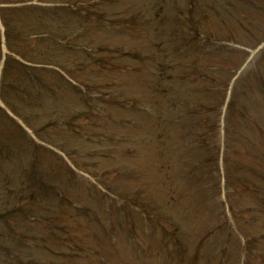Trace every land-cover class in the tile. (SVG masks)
<instances>
[{
  "label": "rangeland",
  "instance_id": "obj_1",
  "mask_svg": "<svg viewBox=\"0 0 264 264\" xmlns=\"http://www.w3.org/2000/svg\"><path fill=\"white\" fill-rule=\"evenodd\" d=\"M2 1L7 0H0V63L7 65L4 69L10 66L6 62L7 55L17 56L15 51L19 47L23 54L35 56L36 50H29V42L35 43L36 39L42 42L43 38L48 39V44L43 46L45 53L61 67L72 65L75 57L84 60L85 55L95 61L102 59L103 63L102 67L96 64L90 71L85 64H73L82 79L86 91L83 94L76 93L70 85L67 87L71 90L57 92L60 83L51 85L48 80L51 73L58 78L57 73H53L58 70L49 65L37 66L52 71L43 72L48 84L42 87L41 94L35 97L32 93L29 97L31 102L36 100V105L25 108L30 110L29 125L39 130V137L46 141L35 139L21 126L26 133L23 137L20 125L0 126V139L16 147L11 156L1 158L0 206L11 200L7 194L9 185H21L20 181L25 179L21 178L23 172L29 174L32 169L41 171L56 188L55 192L48 190V195L52 192L54 195L44 196L38 203L37 220L42 223L28 236L31 243L26 246V264H246L247 260L259 262L262 255L264 258V237L260 235L264 229V210L257 211L250 206L257 199L251 191L261 190L260 200L264 196V90L252 87L250 91L254 101L250 113L260 133L249 129L244 116L248 109L244 105L242 117L230 113L239 129L231 132L249 135L255 141L249 146L238 137L231 145L235 144L237 150L242 146L250 147V160L254 156L256 164L262 168L261 174L249 176L243 171L239 174L228 167L223 160L229 152L226 154L221 147L218 148L220 160L208 164L204 157L213 151L208 148L204 151L201 145L195 144L196 121L187 115V105L200 100L207 105L210 98L195 88L193 79L179 77L181 72L201 71L197 65L202 64L204 55L197 45L202 42L189 32L192 26L186 25L185 18L180 21V8L185 6L186 0H45L56 3L44 6L39 3L42 0H33V4L15 12H1ZM229 1L224 5L226 8L230 4V7L238 5L246 15L251 14L247 0ZM197 2L203 8L195 11L196 15L206 21L201 13L209 14L212 26L220 27V15L226 16L227 10H212L214 3L210 0ZM5 5L9 7L8 2ZM257 5L263 8L264 0H257ZM54 6L59 9L57 12L52 9ZM72 11H75L73 15ZM5 14L11 24L9 31L1 25ZM256 14L261 22L260 30L256 28L258 32L252 37L255 43L264 37V13L255 11ZM233 22L238 29L236 35L247 37L249 31L245 23ZM79 29L83 32H78ZM18 35L23 36L20 41L16 39ZM2 39L6 42L4 46ZM83 42L85 48L76 46ZM218 45L213 53L233 60L231 68L242 62L243 54L233 49L227 40ZM127 51H132L133 55L126 54ZM167 60L170 67L164 71L158 63L166 67ZM260 60L250 68L264 71V60ZM106 63L109 65L104 66ZM231 68L223 67L220 72L227 86L235 73ZM251 80L249 74H245L238 88L242 84L248 86L246 81ZM200 81L201 84L207 82ZM110 85L118 91V99L108 94ZM3 87L0 83V96L7 93ZM224 95L218 108L220 113L229 101L226 92ZM246 97L239 95L240 103H244ZM84 101L91 106L90 113L97 115L93 133L99 141L87 140L92 131L85 118L80 117L83 133L68 136V130L62 128L69 114L89 115V111L84 110ZM98 103L103 105L99 110ZM148 104L149 113L142 107ZM55 116L59 120V133L50 128L40 130ZM217 119L219 130L215 139L218 146H222L228 139L224 136L221 117ZM206 135H214L213 130L208 129ZM72 136L75 139L70 140ZM28 138L35 140L36 149L26 146ZM51 140L62 148L49 145ZM69 145L81 149L82 157L74 156L73 147ZM72 160L79 166L75 163L70 166ZM162 161L173 171L171 177L160 170ZM200 161L207 165L202 166L205 169L202 177L205 171L208 174L201 183L189 175L190 170L188 173L185 170ZM80 163L87 167L82 168ZM97 172L103 175L96 177ZM125 173L129 177H125ZM122 174L125 178H117ZM228 178L236 183V190L228 191ZM249 182L255 186L251 190L245 188ZM239 187H242L240 191ZM145 199L151 202L160 218L152 213L156 218L151 219L146 210L138 212L137 207L144 205ZM261 202L264 203V199ZM163 214L173 221L162 219ZM162 220L166 221L169 232L162 229ZM66 239H70V243L62 241Z\"/></svg>",
  "mask_w": 264,
  "mask_h": 264
},
{
  "label": "trees",
  "instance_id": "obj_2",
  "mask_svg": "<svg viewBox=\"0 0 264 264\" xmlns=\"http://www.w3.org/2000/svg\"><path fill=\"white\" fill-rule=\"evenodd\" d=\"M7 1L14 2L15 0H7ZM2 2H5V1H2ZM189 2L190 3L188 5V9L186 10L187 13H184V17L187 22L186 25L192 26L191 28H189V31L196 32V34L199 36L197 38L201 42H203V45L210 44L212 46L214 45L219 46L218 45L219 35H214L210 31H206L202 29L203 24H204L203 22H206L204 25L207 29L209 27H212V24H211L212 21H210L207 14L204 15L203 13H201L203 17L207 18L206 21H204L202 18L194 20L189 17L188 13L191 12V9L194 8V5H195V2L193 0H189ZM249 3L251 4L253 3V1L249 0ZM24 6H30V5H24ZM24 6L20 7L19 5H15V6L11 5L9 6L10 7L9 8L7 5H5L3 8H1V12H5V10L15 12V10L17 11L18 8H23ZM198 8H199L198 11H202L200 7ZM52 9H54L55 12L59 10L57 9L56 6H54V8ZM253 9H255L256 11H261L262 8L261 9L258 8L257 1H256L253 4ZM236 10L237 11L235 13V17L239 19L240 21L245 22L246 27L249 29V33L247 37L243 39H239L234 34L235 33L234 31L231 32V30H229L230 29L229 22L227 21L223 22L220 30L225 31L227 35H229L228 37L230 39L240 40L241 42H244L248 45H253L255 42H254V39L252 40V37L256 32H258L256 28H259L257 24V20L253 16L251 19L250 14L248 16L246 15L244 11H240V9H236ZM74 12L72 11V15L74 14ZM7 15L8 14H5V16L1 17L5 25V31H9L10 26H11L9 21H7ZM8 35L10 37H13L11 34H8ZM29 36L32 37L33 35L29 34ZM20 38H23V36L18 35V37H16V39L18 40ZM43 39L44 40H42V42L39 39H36L35 43L33 41L29 42V45H30L29 50L30 51L32 49L36 50L35 56H30L28 53L23 54V51L21 50L20 47L17 48V50L15 51V53L20 54L23 59L29 60L33 62L34 64H28L16 57L7 55L6 62H9L10 66L7 69H4V67L6 68L7 66L6 64L4 65V67L2 68V74L0 78V81H1L0 83L4 84V87L2 89L7 90V93L2 94L1 96L2 99L6 101L9 107H11L14 111H16L24 119H27L28 122H29L28 112L30 110H27L25 107L30 108L36 105V100L31 102V99L29 98L32 96V93H34L33 95L37 97L39 94H41L40 92L43 89L42 87L44 85H47L48 83H50L51 85L60 83L59 84L60 86L56 90L57 92L58 91L65 92L66 89L71 90L73 88L76 91V93L78 92H80L81 94L86 93V91L83 90V86L81 82L82 79L78 77L79 71H77V74H76L77 68L73 64H76L77 62L80 65L85 64L86 65L85 67L88 68L89 71L93 69L94 67L93 64L90 63L91 59L88 57V55H85L86 59L84 60H81L80 58L75 57L73 64L71 65L70 63H68L66 67L64 66L61 67L60 64L58 63L54 64V60L50 58L51 55L48 56V53L46 54L45 49L43 48L44 44H48V39H45V38ZM61 42L63 41L61 40ZM40 43L41 45H39ZM79 45L80 44H77L76 46H79ZM80 47H84V46L80 45ZM213 51H209V52L207 51L204 53L201 59L202 61L201 71L192 69L191 70L192 73L181 72L179 76L181 79H186L187 76L193 78V81L196 82L197 90H199V92H204L206 94V97L208 96L207 99L210 98V103H208L207 105L202 100L193 103V105L191 104L187 105L188 106L187 115L192 116L194 120L196 121L193 127L196 130L195 140L197 141V143L195 144L201 145V149L202 150L205 149L204 151H208V149H211L213 151V153L211 152L207 153L206 157H204L205 161L208 164L210 162L216 164L217 160H220L218 148L221 147V148H224V151L226 152V154H228L229 152V155L228 156L226 155L225 159L223 160V162L228 163L227 164L228 167L234 168L235 171H237L239 174H241V171H243L247 173L249 176L250 175L258 176L261 174L262 168L256 164V161L254 160V156H252L253 157L252 161L250 160V157H249L250 147L242 146L243 147L242 149L237 150V147H235V144L231 145L230 143L231 141L238 140L236 139L238 137L242 138L245 141V143L249 146H253V144L255 143V141L251 137H249V135L239 136L235 132H231L232 130L238 131L239 129L236 128L237 122H232L230 113L234 112V113H237L240 117H242L241 115L245 114L244 110L245 108H247L248 109L247 115H244V116L247 118L246 121L248 122L249 129L251 130V132H257V133L261 132L259 127L255 125V121H256L255 117H253L252 113H250L252 112V108H253L252 104L254 103L253 98H251L252 96H251L250 91L252 87H258L259 89L264 90V71L263 69L259 70L258 68L252 76L253 79L251 81H246V82H249L248 86L243 87L244 85L242 84V86L238 88L239 83L243 81L242 77H239L236 84H234L232 88L233 90L231 93V97H230V100L227 106V112L224 117L225 122L223 125V128L225 129L224 136H226L228 140L224 141L222 146H218L219 143L215 139L217 130H219L218 129L219 126L216 124L218 120L217 117L220 115V111H218L219 110L218 108H220L224 100L223 99L225 96L224 94L227 91L226 89L227 85L220 78L221 77L220 72L223 71L222 69L223 67L224 68L227 67L230 70L233 60L229 59L225 55L224 56L215 55ZM98 60H99V63H97V65L98 66L103 65V63H101L102 59H98ZM166 62H167L166 67H163L160 63H158V65L162 67L164 71H166L168 67H170V65H168L169 60H167ZM37 63H40V65H37ZM47 64L56 65V66L59 65L60 69L57 68L56 70L58 71L53 72V73H57L58 78H56L55 75L51 73L49 74V80H48V83L46 84L47 78L45 77L46 75L43 72H51L52 70L40 68L37 66H47ZM106 65H109V64L107 63L104 64V66ZM197 66H200V64H198ZM237 66L238 64H236L235 67L231 68L232 72L235 71V68ZM199 78L200 80L205 79L207 80V82L204 84H201V81L199 80ZM207 83L208 85H206ZM223 84H225V88H223L224 86ZM68 85H70L72 88H68L67 87ZM107 85H109V83ZM33 86L36 87L37 89H34ZM109 90L110 91L114 90L112 85H110ZM242 94L247 95L246 97L247 99L244 103L243 102L240 103L239 98H238V96ZM118 97L120 96H115V99H118ZM214 97L216 98L212 99ZM83 105L85 106L84 110L89 111L91 106H88L87 101H84ZM243 105L245 108H243ZM96 116L97 115H94L93 112L90 113V111L87 117L81 116L80 113L76 115L69 114V116L63 121L65 127H62V126L60 127L68 130V136H70L71 134L77 135V134L83 133L85 132V130L82 131L83 122L81 121L80 117L85 118L86 124L90 126V131H92V133L90 132L91 134L87 138V140L88 141L91 140V142H94L95 140L99 138L93 133V131H96V121L94 120ZM56 118H57L56 116L51 117L50 121L44 124L43 127H40V130L43 128L44 129L50 128L52 131L59 133L60 128L59 126H57V123L59 122V120L58 119L56 120ZM5 123L10 124V125L15 124L16 126H18L15 123V121L9 118L8 115L5 113V111L0 107V126H2ZM19 129L21 131L22 136L25 137L26 133L24 132V130L21 128ZM208 129L213 130L214 135L207 136L206 132L208 131ZM36 131L38 132L39 130L36 129ZM38 135H39V132H38ZM72 139H75V138L72 136L70 140ZM54 142L55 141H52V140L50 141V143H52L55 147L62 148V147H59V144H54ZM25 144L31 150H34L36 149V147H38V145L32 138H28V141H26ZM69 146L73 147L72 154L74 156H77L78 158L82 157L81 155L83 154V151L81 149L80 151L74 145H69ZM14 148H16L14 145L10 146V144L8 145L7 143H4L3 140L0 139V173L2 171L1 170L2 156H11L13 150H15ZM255 149L257 148L255 147ZM195 155L196 153H194V156ZM241 156L242 158H240ZM159 158H160V155L158 156V160ZM246 159L248 160V162L246 161ZM249 161L251 162L249 163ZM72 162L76 164L75 160H72ZM76 165L79 166V164H76ZM64 166L65 167L67 166V162L64 163ZM80 166L81 167L83 166L82 168L84 169L85 167H87V165H83L81 163H80ZM159 166H160V170H163L164 172H168L171 177L173 171L171 170L170 167L166 165V161H162ZM202 166H207V165L206 164L204 165L203 162L200 161V163H198L197 165L186 167L185 170H187V173L190 170L189 175H193V177L199 180L201 183L203 181L202 178L204 176H208L207 171H205V174L202 177V174L205 170V169H202ZM67 168L68 167H66V170H68ZM176 170H180V169H176ZM72 171L74 172L73 169ZM94 175H96V177H99V176H102L103 174L97 172V174H94ZM124 175L125 177L128 176L127 173H125ZM125 177H123V174L117 176V178H121V179ZM21 178H25L22 181H20L19 184L21 185H18V186L9 185V187L7 188L8 189L7 194L11 196V200L5 203H1V206H0V264H26V260L24 257L26 254V248H27L26 246L31 243V241L28 240V236H31L32 234L31 230L36 228V226L39 227L42 223L41 221L37 220L39 216V212H40L37 209L38 203H40V200L44 198V196L51 197L52 195H54L53 192L51 193V195H48V192H49L48 190H51V191L53 190L54 192L56 191V188L53 186V183H49V181L45 177H43L41 171L32 169V171L29 174H27V172H23V175L21 176ZM229 180L230 179L228 178L227 180L228 191L231 192V191L236 190L237 188L236 183H234L233 181H229ZM238 181L239 180H236L235 182H238ZM254 187L255 186H252V184L249 182V186H246L245 188H249L251 190ZM241 189L242 187L241 188L239 187V191ZM260 193H261V190L251 191V195L254 196V198L256 197L257 199L252 204H250V206L251 208L252 207L256 208L257 211L262 210V209L264 210V203L261 202L264 199V196L260 200V196H259ZM143 194L146 195L145 193ZM145 202L146 203L148 202V205H146L145 203L141 207L139 208L137 207L138 212L143 213V211L146 210L148 211V213L146 212L145 213L151 219L154 220V218L156 217L160 218L159 214L156 211H153V206L151 202L147 201V199H145ZM152 213L156 214V217H154ZM162 219H166L164 214H163ZM162 221H164V224L161 223L162 229L169 232L170 230H168L167 225H165L166 221L165 220H162ZM52 234L53 233H50V235ZM260 235L262 238L264 237V229ZM69 240L70 239H66L62 241L65 243L66 242L70 243ZM57 241L58 240H56L54 243H56ZM259 259L260 261L255 262V263L252 260H247L246 264H264L263 255L260 256Z\"/></svg>",
  "mask_w": 264,
  "mask_h": 264
}]
</instances>
